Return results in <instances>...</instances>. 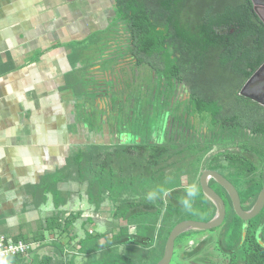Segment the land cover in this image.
Wrapping results in <instances>:
<instances>
[{
	"label": "flooded vegetation",
	"instance_id": "obj_1",
	"mask_svg": "<svg viewBox=\"0 0 264 264\" xmlns=\"http://www.w3.org/2000/svg\"><path fill=\"white\" fill-rule=\"evenodd\" d=\"M99 44L73 120L85 149L116 148V173L122 149L160 157L161 181L180 185L163 191L162 207L144 211L160 209L166 224L189 209L209 220L217 206L203 181L227 206L232 203L220 177L236 187L245 209L243 200H257L264 186V0H116V15ZM143 195L148 193L133 197ZM103 214L102 208L87 210L82 235L85 243L90 237L102 245L96 258L103 264L113 247L116 264V233L127 220L116 218V207ZM184 219L194 218L181 217L173 227ZM136 229L129 224L130 233ZM177 240L170 264L177 247L180 264H246L221 240L220 252L207 248L211 237L201 244ZM81 253L72 251L68 259L94 264Z\"/></svg>",
	"mask_w": 264,
	"mask_h": 264
},
{
	"label": "crops",
	"instance_id": "obj_2",
	"mask_svg": "<svg viewBox=\"0 0 264 264\" xmlns=\"http://www.w3.org/2000/svg\"><path fill=\"white\" fill-rule=\"evenodd\" d=\"M115 4L0 0V234L32 244L2 264H40L56 255L59 212L62 223L81 212L73 233L86 227L82 215L94 208L88 185L68 176L66 164L83 144L74 104ZM77 241L66 251L82 254Z\"/></svg>",
	"mask_w": 264,
	"mask_h": 264
},
{
	"label": "trees",
	"instance_id": "obj_3",
	"mask_svg": "<svg viewBox=\"0 0 264 264\" xmlns=\"http://www.w3.org/2000/svg\"><path fill=\"white\" fill-rule=\"evenodd\" d=\"M119 159V172L116 173V169H118L116 168V148L85 149L82 146L74 147L66 164V170L69 171L67 175L80 183L87 182L89 199L96 210L102 208L106 198H111L113 203H116V218L127 220V225L116 233V264H156L164 253L167 238L176 222L169 226V224H166L168 223L167 216H164L166 219L163 218L161 226H158L159 221L157 220L151 223L148 230L146 225L138 221L136 222L137 229L135 233H130L129 224L135 223L133 214L136 213L137 209H140V211L146 210L144 208L150 206L149 203L152 200L147 198L145 200L146 196L144 195L139 199L134 198L127 193L133 195L145 193L151 185L160 182L163 184L164 191L170 188L171 184H165L161 181V172L157 164L160 157L154 156L153 159L146 154L136 155L122 149L119 152ZM262 161H264V154ZM122 183L126 186L117 188L118 184L121 185ZM128 185H130V188ZM133 185L135 189H132ZM138 187L143 189L139 191L140 188ZM255 201V197H247V199L243 200L247 209L251 208ZM60 213L54 217L59 228L57 235L61 237L67 233L71 236L68 238L69 241L67 240V242L57 245L56 255L45 256L40 264H53L55 257H60L58 258L59 260L57 259L59 264H75L74 260L68 259L70 252L66 251V245L72 246L73 240L78 236L77 233H72L70 227L80 218L81 212L78 211L66 217L64 223L60 221V218H62ZM158 213H156L157 216H159ZM213 214L214 211L212 212ZM258 217L261 218L259 222L257 220ZM224 224L229 233L227 239H223L225 237L224 234L220 240L231 256L244 257L246 264H264V209L256 217L248 221L243 220L234 210H231ZM151 227L152 229L150 230ZM245 227L246 231L244 233ZM144 228L145 231L143 230ZM82 241V239L77 241L80 245L77 250L89 253L94 264H103L95 256L102 248V245L95 238L89 243ZM113 242L111 240L110 244ZM161 246V256L154 259L153 255L156 254ZM74 249L76 250V248ZM111 250H113V247L109 248V252ZM108 257L109 264H114L115 259L110 254H108Z\"/></svg>",
	"mask_w": 264,
	"mask_h": 264
},
{
	"label": "rangeland",
	"instance_id": "obj_4",
	"mask_svg": "<svg viewBox=\"0 0 264 264\" xmlns=\"http://www.w3.org/2000/svg\"><path fill=\"white\" fill-rule=\"evenodd\" d=\"M104 37H106V35L103 36V38ZM98 49L100 50V49H102V47H100V48L98 47ZM178 185H180V184L171 183V187L178 186ZM124 186H126V185H124L123 183L121 185L118 184L117 188H119V187L123 188ZM128 187L130 188V185H128ZM133 188H134V185L132 186V189ZM138 188H140L139 191L141 189H143L142 187H138ZM158 190H160V191H158ZM149 192H151V193H160V194H157L155 196L154 194L150 195ZM147 193H148V195H147L148 198L145 197V200H146V198L149 199V200H152L149 203L150 206H153V208H156V209L162 207V202L158 201V198L160 196H163V184H162V182L156 183L155 185H151L149 187ZM127 194L130 195V196H133V194H130V193H127ZM114 207H116V205H114L113 203H111V201L108 200L107 203L106 204L104 203V205L102 206V211H105V214H103V215L107 216V214L110 211V209H112ZM193 210L194 209H189V210L185 211V212H188V213H184L183 214V212H181V215H179V214L178 215H174L173 220H170V222H169V226H171V224L176 222L181 217H185V216H189V217L193 216L194 219H198V220H201V219L205 218L204 214L201 213L199 210H196V211H193ZM157 211H160V209L159 210H152V211H149V212L148 211H144V210L140 211V209H137L136 213L133 214V217L135 218L134 219V221H135L134 224H136V222H138V221H141L144 225H146V228L149 230L148 227L151 225L152 222H156L158 220L159 223H161V221L164 218V216H163L164 214L162 212L161 213L163 215L157 216L156 215ZM164 219H166V218H164ZM257 220L259 222V221H261V218L258 217ZM122 223H125V221H122ZM159 223H158V226H159ZM152 227L150 228V230L152 229ZM215 228L216 229H214V230H212V228H211V229H206V230H193V231H189V232L187 231V233H182L181 235L178 236L177 242L182 240V241H180L182 244L183 243L187 244L188 240L190 238H192V239H194L196 241L197 244H201V242H202L200 240L201 238L204 237V238H209L210 239V237H211V241L206 242L207 248L209 249V248L216 247V250L218 252H220L221 244H222V243H220V239L223 237L224 234H225V237H223V239H227L229 230L226 229V226H225L224 223H223V225L215 227ZM143 230L145 231V228ZM46 233L48 234V231ZM82 234H83V232L80 231V235H79L80 240L82 239L83 240L82 242H85V240L83 238V236H85V234L84 235H82ZM70 236L71 235H68L67 233H65V235H63L61 237H57L58 241H56V242H59L58 245H61L62 243L66 242ZM79 237H78V240H79ZM88 238H89V240H88V243H89L91 238L90 237H88ZM180 249H181V247H177L176 255L174 257V260H173L172 264H180L182 262V260L180 258H178V254L180 253V251H179ZM113 253H114V250H111L110 253H109L111 255V257H113ZM161 254H162V246L159 247L157 252H156V254L153 255L154 259L159 258L161 256ZM212 254H213V252H212ZM97 255L98 256H102V254H97ZM97 255H95V256H97ZM114 256H116V251H115Z\"/></svg>",
	"mask_w": 264,
	"mask_h": 264
},
{
	"label": "water",
	"instance_id": "obj_5",
	"mask_svg": "<svg viewBox=\"0 0 264 264\" xmlns=\"http://www.w3.org/2000/svg\"><path fill=\"white\" fill-rule=\"evenodd\" d=\"M217 176L220 177L219 174H217ZM220 179L223 186L230 192L232 203L227 206L224 199L206 181H203L202 187L204 192L217 206L215 215L209 220L184 219L178 222L172 228L166 241L164 254L162 258L157 262V264L171 263L175 249V241L180 234L192 229L206 230L215 228L224 222L226 214L230 210H235L236 213L245 221L256 217L262 211V209L264 208V186L253 206L249 209H245L242 206L241 199L236 187L226 178L220 177ZM245 231L246 227L244 228V233Z\"/></svg>",
	"mask_w": 264,
	"mask_h": 264
},
{
	"label": "built area",
	"instance_id": "obj_6",
	"mask_svg": "<svg viewBox=\"0 0 264 264\" xmlns=\"http://www.w3.org/2000/svg\"><path fill=\"white\" fill-rule=\"evenodd\" d=\"M32 249V244L23 239H13L7 235L0 234V264L6 259L19 255H25Z\"/></svg>",
	"mask_w": 264,
	"mask_h": 264
},
{
	"label": "bare ground",
	"instance_id": "obj_7",
	"mask_svg": "<svg viewBox=\"0 0 264 264\" xmlns=\"http://www.w3.org/2000/svg\"><path fill=\"white\" fill-rule=\"evenodd\" d=\"M150 220V219H149Z\"/></svg>",
	"mask_w": 264,
	"mask_h": 264
}]
</instances>
